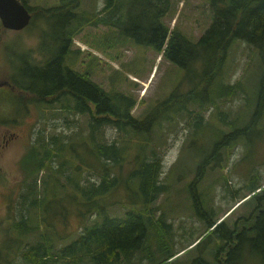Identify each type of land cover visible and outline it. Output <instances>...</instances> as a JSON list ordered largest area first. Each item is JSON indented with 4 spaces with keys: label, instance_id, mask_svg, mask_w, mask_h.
I'll use <instances>...</instances> for the list:
<instances>
[{
    "label": "rangeland",
    "instance_id": "rangeland-1",
    "mask_svg": "<svg viewBox=\"0 0 264 264\" xmlns=\"http://www.w3.org/2000/svg\"><path fill=\"white\" fill-rule=\"evenodd\" d=\"M24 1L31 8L32 22L19 30L0 27V243L6 240L13 243L11 251L5 250L8 256L2 259L1 264H27L20 249L24 242L36 237L38 229L22 233L23 241L17 238L10 221L18 219L22 211L28 216V223L40 224L39 229H44L42 220L50 219L52 226L47 228V232L62 243L76 237L94 217V213L88 212L80 215L74 203L60 191H55V196H48L52 210L48 215L41 209H23L19 204L23 189L21 156L31 145H40L42 138L49 139L56 135L60 137L59 140H69L71 135L70 140L75 144L73 157H54L52 150L48 156L50 158L46 159L39 171V177H48L62 184V189L75 192L73 183L67 180V174L76 176L75 179L82 182L93 180L97 174L95 158L90 154L87 157L85 151L88 148L85 150V146L79 145L90 144L88 115L71 108H58L65 98L49 104L38 102L32 93L17 89L12 83L13 73L15 69L18 71L23 60L42 62L49 52L43 44L52 49L54 40L50 34L53 28L50 29L47 22L48 10L66 0ZM75 1L76 10L86 19L71 38V53L67 62L105 90L132 96L134 104L130 113L136 122H142L159 105H164L163 110L158 109L159 114L157 111L149 129L136 131L135 135L133 132H123V147L126 149L121 171L123 183L107 193L101 201L110 214L124 215L127 209L133 208L143 211L151 222L162 217L170 223V227L163 232L149 224L151 229L144 239V249L133 251L131 258L123 259L119 264H153L168 252L179 250L164 264H224L229 249H226L228 242L221 235L225 232L224 227L219 232L202 234L207 221L199 216L207 214L205 210L213 207V219L223 218L228 228L234 222L241 227L252 221V218L247 220L245 216L249 215L255 200L242 202L243 199L239 198L247 194L246 185L251 177L256 176L255 183L264 185V106L257 121L253 122V118L249 123L257 103L255 88L258 76L263 69L258 48L243 40H233L224 59L214 70L212 80L220 79L222 83L241 81L248 91L238 89L231 94L215 95L209 101L210 88L206 87L208 93L205 94L199 62L191 63L190 72L185 73L183 68L164 57L163 50L136 42L120 33L116 26L99 19L109 11L104 8L105 0ZM121 1L124 15L129 5L126 0H118V3ZM211 19L210 0H170L163 16V22L170 31L177 29L194 40L203 33ZM200 88L203 89L200 96L206 99L202 106L190 98L196 96ZM171 96L186 98L180 103H185L188 109H178L177 102L170 103L168 100ZM18 97L24 102L19 101ZM196 122L199 126H196ZM239 127H246L243 135L248 146L242 138L235 141L238 137L235 130ZM120 136L111 124L104 125L102 133H97V137L104 140L120 139ZM218 141L221 142L218 148L220 152L209 159L198 176V163L208 156ZM142 145L149 156L151 150L160 156L158 183L164 184L166 189L149 203L139 200L134 194V187L126 182L137 160L134 156ZM64 153L71 156L69 150ZM61 159L65 162L61 170H57ZM194 178L199 199L204 200L203 208L198 204L203 212H199L198 207L194 208L196 205L191 197L189 184ZM132 180H136V177H132ZM62 207L68 211L56 216L54 210L58 212ZM248 238L234 251L231 264H260L259 255L251 248ZM55 262L61 264V260Z\"/></svg>",
    "mask_w": 264,
    "mask_h": 264
},
{
    "label": "trees",
    "instance_id": "trees-1",
    "mask_svg": "<svg viewBox=\"0 0 264 264\" xmlns=\"http://www.w3.org/2000/svg\"><path fill=\"white\" fill-rule=\"evenodd\" d=\"M126 1L129 6H126L123 15L122 1L118 3V0H105L104 8H108L109 11L99 19H102L104 23L116 26L120 33L131 37L136 42L149 44L159 51L163 50L164 57L183 68L185 73L190 72L191 63L199 62L203 73L201 78L205 82L203 88H210L211 97L207 99L209 101H212L215 95L231 94L238 89L248 91L243 87L241 81L222 83L220 79L212 80L214 70L224 59L233 40H243L257 47L263 69L258 76V84L255 88L257 103L249 123L253 118V122L257 121L264 106V0H210L211 22L195 40L177 29L170 31L163 22V16L169 8L170 0ZM23 2L25 3L24 0ZM25 5L27 6L26 3ZM76 5L75 0L74 2L66 0L48 10L50 14L47 22L49 28H53L50 34L54 40L52 49L43 44L49 50L45 59L38 63H29L23 60L18 71L15 69L11 80L17 89L32 93L38 102L49 104L65 98L58 108H71L75 112L88 115L90 144L79 145L85 146L84 149L88 148V154L87 150H84L87 157L90 154L95 158L94 168H97V174L93 180L85 182L75 179L76 176L72 177L67 174V180L73 183L74 188L72 189L76 193L68 191L66 188L62 189V184L55 180L45 176L39 177V171L45 165L46 159L50 158L48 156L51 155L52 150H54V157H73L75 144L73 140H70L71 135H69V140H59L60 137L56 135L50 136L49 139L42 138L39 140L40 145H31L21 156L23 189L20 192L19 204L23 209H41L45 215H48V212L52 211L48 204L50 201L48 196H55V191H60L69 197V201L74 203L73 206L76 207L80 215L88 212L94 213V217L90 223L83 226L76 237L62 243V241H57L49 231L47 232V228L52 226L50 219L42 220L43 224L41 225H44V229H39L40 224L31 225L28 223V216L22 211L18 219L10 221V226L16 231L17 238L23 241L21 240L22 233L38 229L36 237L24 242L20 249L23 261L27 264H55V261L59 260H61V264H119L123 259L131 258L130 255L133 251L144 249V239L151 229L150 225H155L157 231L163 230V232L170 227V223L162 217L151 222L150 217L143 211L133 208L127 209L124 215L110 214L101 201L107 193H110L121 182L123 183L121 171L126 152L123 147V132L126 134L133 132L135 135L136 131L149 129L157 111L159 114V110H163L164 105H159V110L154 108L155 110L142 122H136V118L130 113L134 104L132 96L119 91L105 90L99 83L85 73L75 70L67 62V57L71 53V38L81 27L83 19H86L84 14L78 13ZM27 7L31 11V8ZM32 18L31 15L28 25L32 22ZM0 27L2 26L0 25ZM202 90L200 88L195 93L196 96L190 97L200 106L203 105L204 100L206 101L203 96H200ZM206 93H208L207 89ZM17 99L24 102L21 97ZM183 99L186 98L171 96L168 101L170 103L177 102L178 109H186V104L180 103ZM23 106L26 107V104ZM48 107L55 106L48 105ZM198 122L200 123V121ZM198 122L195 123L196 126H199ZM106 124H111L118 130L121 134L120 139L104 140L97 137V133H102L103 126ZM245 128L239 127L235 130V134L238 135L235 141L242 138L248 146V141L243 135ZM141 143H145V141ZM220 144V141L216 142L208 156H204L205 158L198 163V176L203 172L204 165L209 159L220 152L218 149ZM143 148L144 145L136 152L134 157H137V160L128 173L126 182L130 187H134V194L139 200L149 203L166 189L164 184L158 183L160 172L158 157L160 156L156 155L153 150L149 156L143 151ZM65 150H69L71 156L66 155ZM64 162V160H60L57 170H61L60 167ZM132 177H136V180L133 181ZM196 178L189 184V189H191V197L193 196L196 205L194 208L198 207L197 210L203 212L202 209L199 210L198 206L200 203L202 207L204 200L199 199V192L196 191L194 184ZM255 181L256 176L251 177L246 185L247 194H243L239 198V200L243 199L242 202L249 199L255 200L249 215L245 216V219L252 218V221L242 224L241 227L237 226V222H234V225L228 228L225 226L223 218L221 220L213 219V207H209V210L204 209L207 214L199 216L207 221V227L202 234L206 235L212 231L219 232L224 227L225 232L221 235L225 242H228L226 249L229 248L224 264H231L230 260H233L235 256H233L234 251L237 247L240 248L243 240L248 237L251 248L253 247L259 255L260 264H264V185L256 184ZM54 211L56 216H59L68 210L62 207L60 211ZM12 248L13 243H8L7 240L0 243V264L2 259L5 260L8 256L5 250L10 249L11 251ZM175 253L168 252L153 264H164Z\"/></svg>",
    "mask_w": 264,
    "mask_h": 264
},
{
    "label": "water",
    "instance_id": "water-1",
    "mask_svg": "<svg viewBox=\"0 0 264 264\" xmlns=\"http://www.w3.org/2000/svg\"><path fill=\"white\" fill-rule=\"evenodd\" d=\"M30 19L31 12L23 0H0V24L2 27L19 30L27 26Z\"/></svg>",
    "mask_w": 264,
    "mask_h": 264
},
{
    "label": "flooded vegetation",
    "instance_id": "flooded-vegetation-1",
    "mask_svg": "<svg viewBox=\"0 0 264 264\" xmlns=\"http://www.w3.org/2000/svg\"><path fill=\"white\" fill-rule=\"evenodd\" d=\"M5 83H6V81H5ZM2 137H4V135Z\"/></svg>",
    "mask_w": 264,
    "mask_h": 264
}]
</instances>
